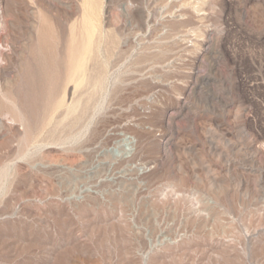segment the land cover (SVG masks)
Returning <instances> with one entry per match:
<instances>
[{
	"label": "rangeland",
	"instance_id": "obj_1",
	"mask_svg": "<svg viewBox=\"0 0 264 264\" xmlns=\"http://www.w3.org/2000/svg\"><path fill=\"white\" fill-rule=\"evenodd\" d=\"M174 2L0 0V264H146L158 213L190 235L163 264H264V0ZM123 133L137 149L116 170L147 167L144 196L188 195L197 220L139 218L121 185L78 196Z\"/></svg>",
	"mask_w": 264,
	"mask_h": 264
},
{
	"label": "bare ground",
	"instance_id": "obj_2",
	"mask_svg": "<svg viewBox=\"0 0 264 264\" xmlns=\"http://www.w3.org/2000/svg\"><path fill=\"white\" fill-rule=\"evenodd\" d=\"M174 4L175 9H173L172 13L167 16L175 15L181 17V15L187 12L192 15L194 13L200 14L202 10L200 0H175ZM168 63H165L162 66L168 67ZM85 73L86 72L82 68L74 75L76 76L75 84L77 86H80L85 80ZM147 74L148 75L145 73L146 77L152 78V80H149L150 83L154 84L151 85L152 88L161 86L162 82L159 75L152 76L150 73ZM107 135L113 136L115 134L109 133ZM122 141L123 143L120 145V147L122 146L120 148L121 153L117 162H114L116 165L112 168L111 174L104 178L102 177V179H99L98 181L95 180L94 184L91 186L82 185L78 189V196L85 197L89 195L92 192V187L104 188L103 191L111 192V190H114V186L121 185L125 190H130L133 198L136 200L133 215H136L139 218H142V213L140 214L141 211L137 207H140L142 204L149 207L151 206L150 203H154L157 207L162 208V211L164 208L181 210L186 204L188 207L186 209V214L184 215V220L191 222L197 220L201 215V210L198 207L197 201L193 198L187 197L188 195L182 196L181 194L175 192L169 193L165 190L156 196H144L146 188L143 181L148 173L147 167L142 165L139 166L135 163L134 165L126 166L124 169L116 170V168H119L118 164L121 162L129 164L134 158L137 149V139L135 136L123 133ZM126 170H128V172ZM143 218H146V221H148L150 216H143ZM152 222V229H148L145 226L141 229L139 228L142 244L138 249V255L146 264H163L166 259L178 254L182 245L185 243V240L189 238L190 235L188 231L182 229V222L169 223L161 213L153 216Z\"/></svg>",
	"mask_w": 264,
	"mask_h": 264
}]
</instances>
